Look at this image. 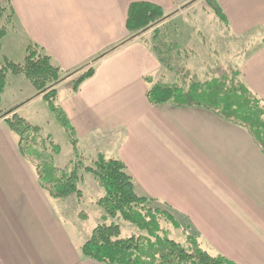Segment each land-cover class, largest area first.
<instances>
[{
    "label": "crops",
    "instance_id": "1",
    "mask_svg": "<svg viewBox=\"0 0 264 264\" xmlns=\"http://www.w3.org/2000/svg\"><path fill=\"white\" fill-rule=\"evenodd\" d=\"M192 1L12 0L11 32L5 26L0 62L15 61L16 55L15 62L22 63L27 45L35 42L63 69L83 72L112 48L92 64L94 74L78 90L68 86L59 96L84 162L100 153L122 160L136 193L152 208L169 212L202 247L237 264H264L263 151L245 128L209 109L152 105L149 78L161 61L127 27L135 2L152 3L168 15ZM215 1L226 21L215 16L230 37L256 42L238 65L249 89L264 97V0ZM14 106L37 126L50 109L23 74L9 73L0 116ZM6 118H0V264H105L81 254L84 238L72 236L60 221ZM115 134L117 139L109 138ZM107 137L115 149L102 142ZM59 199L64 216L79 209L65 204L75 202V195Z\"/></svg>",
    "mask_w": 264,
    "mask_h": 264
},
{
    "label": "trees",
    "instance_id": "2",
    "mask_svg": "<svg viewBox=\"0 0 264 264\" xmlns=\"http://www.w3.org/2000/svg\"><path fill=\"white\" fill-rule=\"evenodd\" d=\"M207 1L216 16L225 22V15L217 1ZM12 11V0H5L0 6V14H8L11 21ZM164 17V13L154 4L135 2L129 8L127 27L129 31L138 32ZM6 34L5 26H0V42ZM111 50L96 55L92 63ZM26 51L22 63L7 58L0 63V103L7 85V75L23 74L66 129L73 155L77 158L79 150L76 132L57 103L58 85L71 78V89L76 91L83 81L94 74V67L83 72H80L81 68L65 70L35 42H29ZM149 81L152 79L149 78ZM147 98L152 105L168 103L178 107L209 109L223 119L245 128L264 153V97H259L249 89L240 71H233L231 75L224 74L220 78L214 77L203 83L192 82L188 87L155 82L148 89ZM18 108L13 107L0 117H7L5 121L18 136L21 152L33 165L41 187L50 196L65 198L74 194L80 199L83 195L80 189L83 171L92 173L105 190L99 201L105 222L93 229L92 235L82 246L83 256L105 264H237L224 255L210 254L194 236L189 235L185 244L171 239L160 228L159 220L172 222L174 227H179V224L169 212L148 207L149 200L136 193L133 177L127 172L122 160L99 155L93 165L87 166L75 160L68 166H59L56 157L60 154V146L50 135L42 137L41 128L19 116L16 113ZM107 219L113 222L106 223ZM115 219H122L140 230H146L147 237H121V226L114 222Z\"/></svg>",
    "mask_w": 264,
    "mask_h": 264
},
{
    "label": "rangeland",
    "instance_id": "3",
    "mask_svg": "<svg viewBox=\"0 0 264 264\" xmlns=\"http://www.w3.org/2000/svg\"><path fill=\"white\" fill-rule=\"evenodd\" d=\"M214 12L207 0H193L183 7L180 6L174 9L168 13L169 15L166 14V17L138 33L139 37L142 36L145 39L147 45L161 61L160 71L151 77L154 83L159 82L169 86L188 87L192 82L203 83L214 77L220 78L224 74L231 75L233 71H239L238 62L241 59L243 60V57L247 52L251 51V48L256 47V42L254 40L242 42L230 37L229 31L227 28L225 29L224 24L217 20ZM10 23L8 14L0 16V26H6L11 32L10 28L12 25ZM253 35L254 37L260 36L259 34L257 36ZM17 52L18 55H22L25 50L21 51L19 49ZM13 59L17 61L16 59L19 58L15 55ZM63 84L58 89V104H60L59 96L64 94L68 86H72L71 81H65ZM43 104L47 108V105ZM23 113L26 114V111ZM38 121L41 123L39 127L42 130V137L46 138L50 135L61 148L60 154L56 157V162L59 166L65 167L75 160L89 166L93 165L99 155H103L100 153L97 158L86 159V162H84L80 153L75 158L66 129L61 126L50 109ZM112 137L117 139L116 134L109 138L112 139ZM109 138L103 139L104 141L102 142L107 145L108 149H115L116 144ZM82 173H84L85 179L81 185L82 198L79 199L75 195V202L65 201V204L70 202L71 207L75 208L76 206L79 208L78 210L66 212L67 216H64L62 214L64 213V200L54 197H50V199L60 221L65 224L66 228H69L70 234L82 237L86 242L92 235L93 229L98 224L105 222L104 218H102L104 212L99 204L100 199L105 194V190L92 173L84 171ZM149 203L148 207H151ZM111 222H113L112 219L106 220V223ZM114 222L121 226V237H129L131 235L147 237L148 235L146 230H140L122 219H115ZM159 226L174 241L181 244L186 243L189 234L185 230L180 227H174L172 222L163 219L159 220ZM82 246L80 247L81 254ZM203 248L212 255H218L216 254L217 250L212 247L208 248L203 244Z\"/></svg>",
    "mask_w": 264,
    "mask_h": 264
}]
</instances>
